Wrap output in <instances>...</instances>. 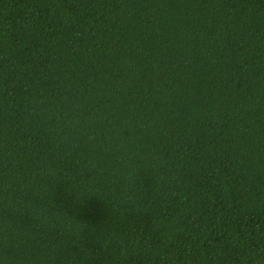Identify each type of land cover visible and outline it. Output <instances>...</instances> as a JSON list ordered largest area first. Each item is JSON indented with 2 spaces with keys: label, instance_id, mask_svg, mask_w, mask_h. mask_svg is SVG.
Segmentation results:
<instances>
[{
  "label": "trees",
  "instance_id": "1",
  "mask_svg": "<svg viewBox=\"0 0 264 264\" xmlns=\"http://www.w3.org/2000/svg\"><path fill=\"white\" fill-rule=\"evenodd\" d=\"M0 264H264V0H0Z\"/></svg>",
  "mask_w": 264,
  "mask_h": 264
}]
</instances>
